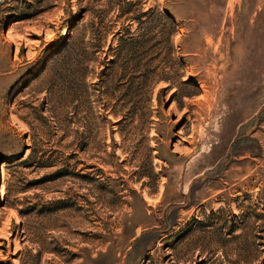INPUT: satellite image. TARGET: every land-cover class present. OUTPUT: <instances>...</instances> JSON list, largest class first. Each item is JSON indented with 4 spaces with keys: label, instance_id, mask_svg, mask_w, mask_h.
I'll return each mask as SVG.
<instances>
[{
    "label": "rangeland",
    "instance_id": "rangeland-1",
    "mask_svg": "<svg viewBox=\"0 0 264 264\" xmlns=\"http://www.w3.org/2000/svg\"><path fill=\"white\" fill-rule=\"evenodd\" d=\"M131 1L0 0V264H264V0Z\"/></svg>",
    "mask_w": 264,
    "mask_h": 264
},
{
    "label": "trees",
    "instance_id": "trees-1",
    "mask_svg": "<svg viewBox=\"0 0 264 264\" xmlns=\"http://www.w3.org/2000/svg\"><path fill=\"white\" fill-rule=\"evenodd\" d=\"M129 3H132L131 0H128ZM69 47V42H62L55 50H53L52 54H57L62 52L64 49H67ZM135 43H125L124 46L120 49V52L127 51L128 53H131L133 55V52L138 51L136 49ZM80 48V47H79ZM88 47L85 45L80 48L78 53L73 54L71 51L67 54H63V63L65 66V72L61 75V78L65 81L64 84L66 87L71 88L73 93H77L79 91L77 88L80 87V84L77 83V79L81 82L86 78L90 63V51L87 50ZM52 55V56H53ZM132 58H129L128 60H125L122 62V69L124 71L128 72H135V70L139 69L140 62H134L130 61ZM111 62L115 63L114 60H110ZM132 74V73H131ZM143 76L147 78L148 76V70H145L143 72ZM130 89L135 86V83L133 81H130L129 83Z\"/></svg>",
    "mask_w": 264,
    "mask_h": 264
}]
</instances>
